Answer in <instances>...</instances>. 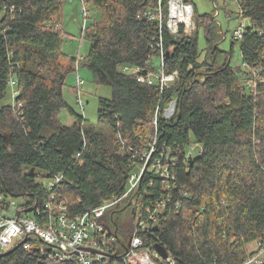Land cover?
<instances>
[{
  "label": "trees",
  "instance_id": "1",
  "mask_svg": "<svg viewBox=\"0 0 264 264\" xmlns=\"http://www.w3.org/2000/svg\"><path fill=\"white\" fill-rule=\"evenodd\" d=\"M80 1L100 17L87 13L90 22L83 27L82 20L80 29L87 53L71 55L62 47L64 0H0V194L25 212L41 213L55 195L70 217L119 199L101 217L116 237L112 258L92 264H129L112 210L122 200V209L135 204L132 218L139 215L138 224L124 230L128 238L135 233L151 251L161 244L171 264H252L247 261L255 256L264 264V0H236L240 18L249 22L241 38L234 37L242 68L232 66L228 54L218 60L207 15L194 16L192 34L173 35L145 15L158 0ZM159 45L164 73L177 72L167 87L123 70L156 71ZM79 67L96 85L111 87L110 97L97 99V119L109 133L86 124L65 99L66 76ZM11 79L18 95L4 102ZM81 85L75 80L70 89L77 95ZM65 108L74 117L70 125L59 120ZM194 146L195 155L188 151ZM140 172L122 197L130 175ZM59 175L50 189L42 181ZM26 241L33 247L14 242L0 253V264H80L75 256L48 255L52 249L40 250L32 237Z\"/></svg>",
  "mask_w": 264,
  "mask_h": 264
},
{
  "label": "built area",
  "instance_id": "2",
  "mask_svg": "<svg viewBox=\"0 0 264 264\" xmlns=\"http://www.w3.org/2000/svg\"><path fill=\"white\" fill-rule=\"evenodd\" d=\"M158 0L156 8H148L145 15L148 19H156L159 28L164 26L166 30L173 35L182 31L184 34H190L195 29L194 9L187 0ZM83 27L87 19V10L82 6ZM235 38H241L242 24L233 32ZM158 55V67L156 71L147 70L145 74L138 73V67H123L124 71H129L137 75L139 82L152 84L157 82L159 86L167 87L177 72L164 73L163 60L164 50L161 45ZM15 80L9 81L11 87L12 100L18 95L15 89ZM77 85L82 84V80L76 78ZM76 100L82 108L80 91L77 92ZM21 104L18 103V106ZM152 148L146 154L148 158ZM145 166V165H144ZM144 170V169H142ZM141 173L130 175L128 189L122 197H125L138 183ZM61 175L56 176L48 182L49 189L54 187L61 179ZM119 199L104 201L103 204L95 209L70 217L67 214L66 202L50 195L44 203L45 213H41L38 208H32L25 212L18 208L14 198L0 194V253L7 250L14 242L24 241V247L30 249L33 247L27 237L37 236L47 247L52 249L48 255L56 256L60 259H70L75 256L80 264H92L96 260L104 257H111L110 251L113 241L116 240L111 230H106L101 217L105 210L114 205ZM45 214V215H43ZM41 215V216H40ZM37 217L39 219L37 220ZM40 250L43 247L39 248ZM94 250L95 252L91 251ZM155 258L167 263L173 261L168 256L162 259L155 251L142 246V240L134 233L130 238L129 246L123 261L129 264H156ZM261 259L255 256L249 259L247 263L258 264Z\"/></svg>",
  "mask_w": 264,
  "mask_h": 264
},
{
  "label": "rangeland",
  "instance_id": "3",
  "mask_svg": "<svg viewBox=\"0 0 264 264\" xmlns=\"http://www.w3.org/2000/svg\"><path fill=\"white\" fill-rule=\"evenodd\" d=\"M194 9V16L207 15L214 23L215 37L212 40L213 46L218 48V60L224 58L225 55L230 56V64L234 67L242 68L241 54L239 49V42L234 38L233 32L241 24L242 26L249 25L246 18H240L239 7L236 0H191ZM82 3L80 0H64L63 4V50L71 55L86 54L89 42L86 39L81 40L80 29L82 25ZM89 18L98 19L100 13L96 10H89ZM90 19L87 21L90 22ZM84 21V20H83ZM195 29L193 30V32ZM192 32V33H193ZM190 33V34H192ZM198 47L201 53L200 60L204 57V49L206 47V40L204 36V27L201 25L197 28ZM81 40V41H80ZM232 46V47H231ZM154 66L158 65V58L152 60ZM80 77L84 80L81 85V99L83 102V108L81 109L77 103L76 95L74 91L70 89L75 85V80ZM63 94L65 99L69 103L70 107L79 114H82L86 118V124L94 125L97 129H102L104 132L109 133L110 128L106 122H99L97 119V99L99 96L110 97L111 87L108 85H96L93 82L92 74L85 67H79L77 71H72L67 74L65 79V86L63 87ZM11 87L8 88L6 98L4 102H12ZM173 106L169 109L167 107V113H171ZM60 123L70 125L74 121V117L69 113L68 109H62L59 114ZM193 155L198 152V147L194 146L188 149ZM42 180V179H41ZM47 184V179L42 180ZM26 199V198H25ZM24 198H18L16 201L21 202ZM135 205V204H134ZM134 205H129L127 208L122 209L125 206V200L120 201L117 207L112 208L114 212V220L117 221L119 226L118 238L122 239L125 243L128 241V235L124 230H128L133 226H136L139 222V215L132 218V209ZM119 210V211H118ZM107 214H110L109 212ZM108 216V215H107ZM107 223L110 228L114 229L113 221L107 217ZM35 240L34 246L43 247L46 244L40 242L37 236H32Z\"/></svg>",
  "mask_w": 264,
  "mask_h": 264
},
{
  "label": "water",
  "instance_id": "4",
  "mask_svg": "<svg viewBox=\"0 0 264 264\" xmlns=\"http://www.w3.org/2000/svg\"><path fill=\"white\" fill-rule=\"evenodd\" d=\"M116 232V229H115ZM129 242H130V238L128 239L127 243L124 244L122 243V245L125 247V251H127L128 246H129ZM154 251L162 258V259H166L168 257V252L167 250L159 243H155L154 246ZM91 251L95 252L94 250L91 249Z\"/></svg>",
  "mask_w": 264,
  "mask_h": 264
},
{
  "label": "bare ground",
  "instance_id": "5",
  "mask_svg": "<svg viewBox=\"0 0 264 264\" xmlns=\"http://www.w3.org/2000/svg\"><path fill=\"white\" fill-rule=\"evenodd\" d=\"M147 166V165H146ZM150 166V165H149Z\"/></svg>",
  "mask_w": 264,
  "mask_h": 264
}]
</instances>
